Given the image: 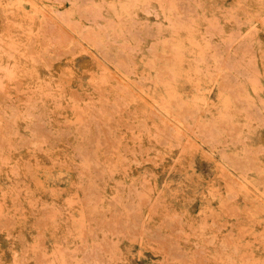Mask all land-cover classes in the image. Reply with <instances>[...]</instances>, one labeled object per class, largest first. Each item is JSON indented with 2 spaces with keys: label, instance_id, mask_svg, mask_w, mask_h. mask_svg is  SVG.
Returning <instances> with one entry per match:
<instances>
[{
  "label": "rangeland",
  "instance_id": "374dc122",
  "mask_svg": "<svg viewBox=\"0 0 264 264\" xmlns=\"http://www.w3.org/2000/svg\"><path fill=\"white\" fill-rule=\"evenodd\" d=\"M0 264H264V0H0Z\"/></svg>",
  "mask_w": 264,
  "mask_h": 264
}]
</instances>
